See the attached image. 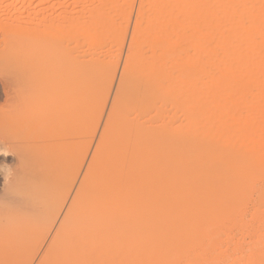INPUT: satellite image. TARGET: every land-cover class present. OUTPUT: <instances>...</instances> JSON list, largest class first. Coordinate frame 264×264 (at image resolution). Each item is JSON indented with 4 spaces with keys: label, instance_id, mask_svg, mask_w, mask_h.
Masks as SVG:
<instances>
[{
    "label": "rangeland",
    "instance_id": "rangeland-1",
    "mask_svg": "<svg viewBox=\"0 0 264 264\" xmlns=\"http://www.w3.org/2000/svg\"><path fill=\"white\" fill-rule=\"evenodd\" d=\"M0 106V264H264V0H0Z\"/></svg>",
    "mask_w": 264,
    "mask_h": 264
},
{
    "label": "bare ground",
    "instance_id": "bare-ground-1",
    "mask_svg": "<svg viewBox=\"0 0 264 264\" xmlns=\"http://www.w3.org/2000/svg\"><path fill=\"white\" fill-rule=\"evenodd\" d=\"M229 2V1H228ZM263 19V18H262ZM256 30V29H255ZM252 31H254V30H252ZM224 32V31H223ZM227 32V30L224 32V34ZM228 32H229V30H228ZM255 32V31H254ZM231 33H232V31H231ZM231 33H229V34H231ZM229 36H231V35H229ZM228 38V37H227ZM230 39V38H229ZM227 43V42H226ZM21 82H24V81H26V79L24 78H21ZM4 88H5V94H6V97H7V101H6V103L7 104H9V106L10 105H15L16 103L18 104V103H20L21 102V100H22V98H23V96H24V88L23 87H21V88H19V90H17L13 85H11V83H9L8 81H6L5 83H4ZM1 107V106H0ZM11 107V106H10ZM3 108V107H2ZM1 114V113H0ZM3 114L5 115V113L3 112ZM6 116L7 117H10V116H8V114L6 113ZM2 116H0V118H1ZM0 122H1V120H0ZM6 122V121H5ZM12 123V122H11ZM7 124V123H6ZM3 127V126H2ZM83 143V142H82ZM21 148H23V146L21 147ZM1 150V149H0ZM7 150V153H8V149H6ZM16 150V149H15ZM15 150L13 151V153H15V154H17L16 152H15ZM4 151H5V149H4ZM3 151V153H6V151L4 152ZM11 151V150H10ZM12 152V151H11ZM6 153V154H7ZM6 154H4V155H6ZM9 154H12V153H10L9 152ZM8 155V154H7ZM18 155V154H17ZM193 157V153L192 154H189V158H192ZM18 158L19 159H21V158H24L23 160L21 159V161L24 163V165H23V163L21 162V164L23 165V166H21V169H23L24 168V166L26 167V168H30V166H31V164L33 163V161L32 160H28V159H26L25 157H23L22 155L20 156V155H18ZM27 161V163L25 162V161ZM28 161H32V163H30V162H28ZM29 166V167H28ZM195 166V168H194V176L195 177H198L199 179H200V182H206V183H208V184H211V185H213V184H215L217 181H216V178L214 179V177H216L213 173L215 172V166L213 165V161L206 155V154H201V157H200V160H198L197 162H196V164L194 165ZM25 168V169H26ZM9 170V171H8ZM7 171H8V173L9 172H11L10 170L11 169H8ZM6 171V170H5ZM27 171H24V174H27V175H29L28 173H26ZM7 174V173H6ZM10 174V173H9ZM193 173H188V174H186V177L187 178H189L191 175H192ZM26 177V176H25ZM25 180V179H24ZM32 178H29V179H27V181H28V183L26 184L25 183V186H23L24 187V190L26 191V192H33L34 190H36L37 189V187L39 186V184H37V183H35V179L33 180L34 181V183L32 182ZM29 181H31L32 183H33V185H32V187H31V182H29ZM51 180L50 179H43V181L42 182H45V183H48V182H50ZM23 183V182H22ZM24 184V183H23ZM217 185H219V188H217ZM228 185V182L227 181H222V182H219V183H217V184H215L211 189H210V191H209V193H208V197L209 198H212V195H213V193H217V192H215V190H219L220 192H223V191H225V189H226V186ZM19 186V185H18ZM228 189V188H227ZM12 190V189H11ZM227 191V190H226ZM36 192V191H35ZM81 195H79L78 196V205L80 206V205H83L84 204V195H85V189H82L81 190ZM26 197V196H25ZM183 198L184 199H186V196H183ZM183 199V200H184ZM81 214H84V213H81ZM99 214H101V216L102 217H104L105 216V214H103V213H99ZM85 217L82 215V216H80L79 217V221H77V223H78V226H77V228H78V230L76 231V232H81V230L82 229H84V227H85V219H84ZM72 224H74V222H72ZM75 238V236H73V235H70V237H68V240L69 241H73L72 239H74Z\"/></svg>",
    "mask_w": 264,
    "mask_h": 264
}]
</instances>
